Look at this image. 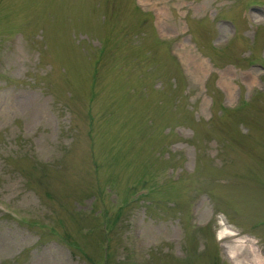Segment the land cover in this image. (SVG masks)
<instances>
[{"label": "rangeland", "instance_id": "obj_1", "mask_svg": "<svg viewBox=\"0 0 264 264\" xmlns=\"http://www.w3.org/2000/svg\"><path fill=\"white\" fill-rule=\"evenodd\" d=\"M236 261L264 264V0H0V264Z\"/></svg>", "mask_w": 264, "mask_h": 264}, {"label": "bare ground", "instance_id": "obj_2", "mask_svg": "<svg viewBox=\"0 0 264 264\" xmlns=\"http://www.w3.org/2000/svg\"><path fill=\"white\" fill-rule=\"evenodd\" d=\"M229 87V86H228ZM223 230L220 232V234H219V236L220 237H223L222 235H223ZM238 249H240V247L239 248H237L236 246H232L231 247V251H232V253H233V255H234V253L236 254L237 253V251H238ZM241 256V255H240ZM248 256V255H247ZM247 256H244L243 258L245 259V260H243V259H241V257H239L237 254H236V260H238V261H240V262H242V263H244L245 261H248V260H251L252 258H247ZM252 256V255H251ZM231 257H232V255H231ZM254 258L252 259V260H254V259H259V255L257 254V253H254V256H253ZM238 261H236L237 263H235V264H239V262ZM258 262H260V261H258ZM262 264V263H261Z\"/></svg>", "mask_w": 264, "mask_h": 264}]
</instances>
